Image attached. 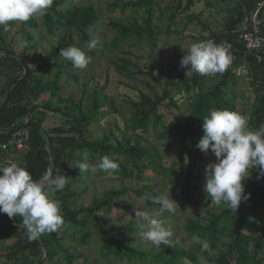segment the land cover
<instances>
[{"label": "trees", "instance_id": "obj_1", "mask_svg": "<svg viewBox=\"0 0 264 264\" xmlns=\"http://www.w3.org/2000/svg\"><path fill=\"white\" fill-rule=\"evenodd\" d=\"M61 1L54 0L52 7L42 16L45 31L49 37H52L55 35V27L63 26L75 31L80 45L83 46L85 41L92 38L88 34V30L97 26L99 17L90 7L76 8L70 12L60 11ZM176 1L177 5L174 7L171 21L175 19L177 12L181 10L189 12L198 0ZM204 1H207L208 4V0ZM241 2L242 4L238 1L239 11L223 20L219 32L211 33L209 37L204 38V40L210 39L218 44L227 42L230 45L229 52L232 60L223 73H218L219 81L213 88H208L205 84V76L199 73H194L188 80L180 79L178 82L164 81L161 78L152 79V76H149L156 85L162 87V95L154 94L153 97L143 95L139 102L130 103L134 114L131 126L126 128L125 133L129 131L141 132V135L135 136L137 140L133 142L130 138L120 142L116 141L113 144L110 143L108 137L102 141L89 140L87 137L89 127L101 123L107 115L103 112V108L107 107V101L100 100L97 94L92 97L91 103L86 108L82 106V102L76 103L68 99V105L57 110L64 122L49 129L46 132L49 140L46 139L41 131L40 123L45 112L49 109L44 111L39 107H32V102L37 101L50 91L54 98L59 92L56 84L58 79L53 83L45 81L50 65H44L38 70H32L27 66L26 78L13 86L24 74L20 61L27 65V55L23 51L19 55L20 61L10 56H0L1 100L5 99L8 89L12 87L8 104L0 110V143L7 140L9 136L7 132L16 128L27 129L30 136V150L20 164L27 166L34 179H39L49 165L54 173L59 172L69 178L66 187L53 194L54 198L60 201L64 219V225L57 231L46 232L38 239L30 241L20 217L16 219L6 216V220L4 218L0 220V225L8 222L18 226V228H13L14 232L9 227L2 226L0 228L1 240L14 239L12 244L5 246L6 251L3 249L4 264H40L43 258L42 264H78L80 260L83 261V264H92L88 262L84 254L74 253L69 246L77 243L80 245L79 247L87 248L91 246L94 237L101 241L99 256L105 261H127L136 264H200L198 256L201 255L204 258L210 257L212 264H264V236L256 239L253 235V228L258 224L264 230V175H261L260 169H249V178L245 179L244 186L245 194L250 195L246 201L242 200L236 213L224 207L220 215L209 214L204 222L188 221L186 226L188 238L191 239L193 235L199 234L202 239H207L211 245V255L207 251L201 252L200 246L195 245L194 242L188 249L169 247L163 248L157 253L130 246L125 240L136 228L124 226L114 231L107 224L106 216L99 213L105 209L106 214H111L117 206L122 205L120 199L125 195L127 191L125 189L106 192L101 198L92 199L88 206L78 209H74L71 202L80 197L72 188L74 184L79 183L77 176L88 175V172L80 173L77 168L71 167L81 160L84 151H88L92 161H95L98 155H109L120 166L119 171L113 174L122 179H133L135 171L142 173L150 169L164 179L173 170L165 169L161 163L160 155L143 145V143L150 145L144 135L148 134L151 129L158 141L166 140L168 135H174L180 139V148L176 153L177 166L181 175L183 173L181 164L185 158H188L191 163L203 161V152L196 147L203 135V116L212 108L236 111L231 89L236 84L232 75L233 67L247 63L254 77V90L258 95L261 94L259 88L262 85H258L257 80L259 81L260 75L264 74V53L246 54L239 36L245 17L257 4L264 5V0H241ZM112 8L121 9L123 12L127 8L134 11L147 10V18L143 21L145 26H141L136 21L127 25L110 23V26L118 32L113 41L115 46L135 47L144 40L148 43L151 52L156 51L158 37L163 31L153 23L154 4L151 0H136L120 5L114 3ZM197 19L191 15V21ZM262 19L264 28V7ZM12 26L13 22H10L8 31ZM8 31L0 28V55L14 54L6 44L5 36ZM63 48H58L48 55L47 62L51 63L58 58L60 50ZM100 49L101 46L98 45L95 50L87 52V54L95 57ZM123 63L128 64L126 61ZM119 69L127 71L126 68L119 67ZM38 74H40L39 77ZM59 76L60 74H57L56 78ZM261 81L264 83V78ZM173 89H177L178 93L184 91L188 101L187 117L175 124V134L163 123L164 116L159 114V109L163 106L179 110L172 96ZM58 101L62 100L58 99ZM2 104H0V108ZM254 115L253 129H256L264 125V93L257 102ZM29 116L30 119L27 121ZM25 121H27L26 125H24ZM49 143L51 150H49ZM0 156L3 157L2 152H0ZM190 177L187 176L184 182V191L189 198L192 197ZM178 180L177 177L171 183L177 186V192L180 193ZM259 181L262 182L261 185L255 183ZM135 194L141 196L142 191L135 192ZM198 200L200 204H210V197L205 193L198 196ZM145 205L153 208L159 207V205L153 204L150 199H145ZM216 250H220V253L212 256Z\"/></svg>", "mask_w": 264, "mask_h": 264}, {"label": "rangeland", "instance_id": "obj_2", "mask_svg": "<svg viewBox=\"0 0 264 264\" xmlns=\"http://www.w3.org/2000/svg\"><path fill=\"white\" fill-rule=\"evenodd\" d=\"M135 1H61L60 11L70 12L76 8L90 7L99 17L97 26L91 27L88 30V34L92 37L99 36L101 49L95 57H92L91 62L83 70L73 68L71 62L61 57L56 58L51 63L47 62V56L58 48L69 45L83 48L80 45L75 31H71L63 26H57L55 27V35L49 37L45 31L42 16L30 19L27 22H13V26L5 36L9 50L18 58L25 51L27 55V66L32 70H38L44 65H50L45 76L47 83H53L58 79L56 84L59 92L54 98L50 91L42 95L37 101L32 102V107H39L40 110L44 111L49 109L47 113L45 112L46 117L43 122V129L46 132L51 129V126L60 125L64 122L61 115L57 113V110L63 106H67L68 99L76 103L82 102V106L86 108L91 103L92 97L97 94L100 100L107 101V107L103 108V112L107 113V115L101 123L89 127L87 131L89 140L102 141L105 137H108L111 144L116 141H123L126 138H130L132 142L136 141L135 136L141 135L140 131H136L135 133L129 131L125 133L126 128L131 126V119L134 114L130 103L139 102L143 95L150 97H153L154 94L162 95V87L156 85L152 79L161 78L164 81L172 80L174 82H178L180 79L188 80L190 76L186 77L185 70L180 68V60L185 54V51H182V47L187 48L192 42L204 40V38L210 36V31L215 32L219 29V26L214 25V22H212L214 20L211 19L215 18L216 11L207 7L204 3L205 1H196L195 6L189 12L183 10L177 12L175 19L171 21L170 18L173 16L177 1L151 0L154 4L153 23L163 31L158 37L156 51L151 52L148 43L144 40L135 47H117L113 41L117 37L118 32L110 26V23L127 25L132 21H136L141 26H145L143 21L147 18V10L134 11L131 8H127L123 12L121 9H113L112 4L117 3L120 5ZM209 1L211 6L214 7L217 6L216 2L221 3L222 6L227 0ZM191 15L198 19L191 21ZM205 25H208L207 31L203 27ZM18 36L28 42L27 47L20 48L17 46ZM85 51L87 52L86 49ZM5 54L0 56L5 57ZM123 61H126L128 64L125 65ZM241 65L247 67L250 76L240 79L232 74L236 80V84L234 86L231 85L232 95L235 100L236 111L247 117L248 126L250 129H253L255 107L262 93H264V83L261 81L264 78V74L262 73L259 81L257 80V84L262 85L259 88L261 94L258 95L254 90V77L251 73L250 66L247 63H242ZM119 67L126 68L127 71L119 69ZM57 74H60V76L56 78ZM39 75L37 76L39 77ZM149 76H152V79ZM204 79L206 86L213 88L219 81V76L217 73L215 75L205 76ZM172 96L179 110L163 106L159 109V114L164 116L163 123L175 134V124L185 120L187 117L188 101L184 91L178 93L177 89H173ZM58 99L62 101L59 102ZM46 120L48 121L45 124ZM154 135V132L150 129L149 133L144 135L150 145L144 143L143 145L153 149L160 155L161 163L165 169L173 170L169 173L168 177L163 179L151 169L142 173L135 171L133 179L129 180L122 179L113 173H104L101 171L96 174H91L88 172L86 176H77L79 183L74 184L72 188L80 197L71 202L73 208L78 209L88 206L92 199L101 198L106 192H110L111 190H127L125 195L120 199L122 205L117 206L111 214H106L105 209L99 212L106 216L107 224L112 230L116 231L124 226L135 227L134 219L137 208L149 211L152 214H155L159 210V207L153 208L145 205L144 197L146 195L169 194L177 206L174 207L173 212L169 213L165 211L158 218L162 219L165 227L171 229L173 233L171 247L173 249H188L193 244L192 239L188 238L186 233L188 221L204 222L209 214L220 215L224 209V207H217L211 204H200L198 200V196L204 193L205 166L215 162V157L209 151L207 154L203 153V161L191 163L188 158H185L181 164L183 173L180 175L176 153L177 149L180 148V139L177 136L168 135L166 140L158 141ZM3 157L0 156V160ZM187 176H191L190 194L192 197L190 198L187 197L184 191V182ZM177 177L179 178L180 193L177 192V186L171 183ZM248 178L249 175L247 174L245 179ZM255 183L258 185L262 184L261 181ZM139 191H142L141 196L135 194V192ZM6 216L7 214L0 213V220H3V218L6 220ZM18 218L16 217V219ZM7 224L10 225L11 223L5 222L3 226L5 228L9 227L14 232L13 225L8 226ZM253 235L256 239L264 236V230L259 224L253 228ZM125 241L130 246L154 253L159 252L163 248L170 247L161 244L160 248H157L150 242L142 241L137 230L129 234ZM100 245V239L94 237L91 246L87 248L79 247L80 245L77 243H73L69 247L74 253L84 254L88 262L92 264H136L135 262L127 261H105L99 256ZM3 248L6 251L4 245L0 246V252H2ZM220 250L214 251L212 256L218 255ZM205 259L208 261V264H212L210 257ZM78 264H83V261L80 260Z\"/></svg>", "mask_w": 264, "mask_h": 264}, {"label": "clouds", "instance_id": "obj_3", "mask_svg": "<svg viewBox=\"0 0 264 264\" xmlns=\"http://www.w3.org/2000/svg\"><path fill=\"white\" fill-rule=\"evenodd\" d=\"M53 3L54 0H0V28L8 31L10 22H27L43 16ZM27 45L26 40L17 37L18 47ZM98 45L99 36H93L84 42L83 48L69 45L61 49L59 57L71 62L73 68L83 70L92 60L87 52ZM229 49L227 42L218 44L210 39L192 42L187 48L182 47L185 54L180 60V68L185 70L186 77L194 73L202 76L223 73L232 60ZM202 130L196 147L205 154L211 151L215 157V162L205 166L203 191L210 197L211 205L236 213L242 200L246 201L250 195L245 194L244 186L249 169H260L264 175V125L253 130L241 113L212 108L202 118ZM71 167L80 173L96 174L101 171L116 173L120 166L107 154L98 155L93 162L88 151H84L81 160ZM68 179L59 172L54 173L51 166L45 168L39 179H34L26 165L11 159L0 162V213L9 218L20 217L30 241L46 232L57 231L64 225V219L60 201L54 199L53 194L62 191ZM144 199H151L153 204L159 205V210L152 214L137 208L135 228L142 241L157 248L161 244L171 247L173 233L158 217L165 211L173 212L176 202L165 193L146 195ZM191 239L200 246L201 252L207 251L211 255L207 239H202L199 234ZM198 260L200 264H208L202 256H198Z\"/></svg>", "mask_w": 264, "mask_h": 264}, {"label": "built area", "instance_id": "obj_4", "mask_svg": "<svg viewBox=\"0 0 264 264\" xmlns=\"http://www.w3.org/2000/svg\"><path fill=\"white\" fill-rule=\"evenodd\" d=\"M263 4H257L244 19L242 32L239 36L246 54L264 53V28H263ZM232 74L237 78L244 79L250 76L245 65L232 69ZM30 136L27 129H14L9 133L7 140L0 143L3 153V161L13 160L22 162L30 150Z\"/></svg>", "mask_w": 264, "mask_h": 264}, {"label": "crops", "instance_id": "obj_5", "mask_svg": "<svg viewBox=\"0 0 264 264\" xmlns=\"http://www.w3.org/2000/svg\"><path fill=\"white\" fill-rule=\"evenodd\" d=\"M238 1L242 4V2H241V0H227L225 3H223L222 4V6H221V3H217L216 2V5L218 6H211V4H210V1L208 0V4H207V1H205L204 2V0L202 1V2H204L205 4H206V6L207 7H209V8H211V10H215L216 11V15H215V18H211V19H213L214 21H212V22H214V25H217V26H219V29L218 30H216L215 32H212V31H210V33L209 34H211V33H217V32H219L220 30H221V25H222V22H223V20L226 18V17H228V16H233V15H235L238 11H239V8H238ZM215 7H217L216 9H214ZM211 16V15H210ZM203 27H205L204 29H205V31H207L208 30V25H205V26H203ZM243 29V28H242ZM241 29V30H242ZM4 100L5 99H3V100H1V97H0V104H2V102L4 103ZM3 105V104H2ZM2 107V106H1ZM44 117H46V115H44ZM43 117V118H44ZM42 118V119H43ZM41 119V120H42ZM45 119V118H44ZM47 121L48 120H46L45 121V124L47 123ZM44 122V121H43ZM51 126V125H50ZM51 128H52V126H51ZM10 225H13V228H15V227H17L18 228V226H16V225H14V224H10ZM10 225H8V226H10ZM14 242V239H6V240H1L0 239V246H6V245H10V244H12ZM4 249V248H3ZM3 249H2V252H0V262H1V264H4V261H3V259H2V254H3Z\"/></svg>", "mask_w": 264, "mask_h": 264}, {"label": "water", "instance_id": "obj_6", "mask_svg": "<svg viewBox=\"0 0 264 264\" xmlns=\"http://www.w3.org/2000/svg\"><path fill=\"white\" fill-rule=\"evenodd\" d=\"M4 56H10V57H13V58L19 60V58H18L16 55L5 54ZM19 61H20V60H19ZM20 63H21L22 66H23L24 74H23V76H22L17 82H15V84H14L13 86H15V85H17L18 83H20V82H21L22 80H24V79L26 78V76H27V72H28V67H27V65H26L25 63L21 62V61H20ZM11 89H12V87L8 89V92H7V95H6V97H5L4 103H3L2 107L0 108V110L3 109V108L8 104ZM44 118H45V117H44ZM44 118L41 120V123H40V125H41V131L43 132V134H44V135L48 138V140H49V137H48L46 131L43 129V121H44ZM29 119H30V116L28 117L27 120H29ZM51 149H52V148H51V144L49 143V150H51ZM49 166H51V165H49ZM7 225H8V224H7ZM2 226H3V225H0V228H1ZM42 262H43V259H42L41 263H42ZM41 263H40V264H41Z\"/></svg>", "mask_w": 264, "mask_h": 264}, {"label": "bare ground", "instance_id": "obj_7", "mask_svg": "<svg viewBox=\"0 0 264 264\" xmlns=\"http://www.w3.org/2000/svg\"><path fill=\"white\" fill-rule=\"evenodd\" d=\"M46 139H48V138L46 137Z\"/></svg>", "mask_w": 264, "mask_h": 264}]
</instances>
